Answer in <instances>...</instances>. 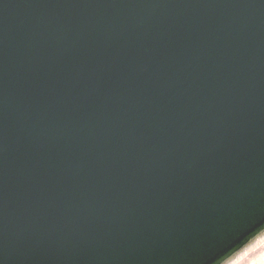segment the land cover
Here are the masks:
<instances>
[{"label": "water", "instance_id": "95a60500", "mask_svg": "<svg viewBox=\"0 0 264 264\" xmlns=\"http://www.w3.org/2000/svg\"><path fill=\"white\" fill-rule=\"evenodd\" d=\"M264 259V0H0V264Z\"/></svg>", "mask_w": 264, "mask_h": 264}, {"label": "clouds", "instance_id": "9594fccd", "mask_svg": "<svg viewBox=\"0 0 264 264\" xmlns=\"http://www.w3.org/2000/svg\"><path fill=\"white\" fill-rule=\"evenodd\" d=\"M253 264H264V259H260L258 262H253Z\"/></svg>", "mask_w": 264, "mask_h": 264}]
</instances>
